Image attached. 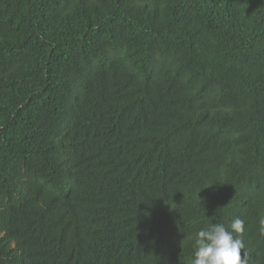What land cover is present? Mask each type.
I'll list each match as a JSON object with an SVG mask.
<instances>
[{
    "label": "trees",
    "instance_id": "1",
    "mask_svg": "<svg viewBox=\"0 0 264 264\" xmlns=\"http://www.w3.org/2000/svg\"><path fill=\"white\" fill-rule=\"evenodd\" d=\"M236 217L264 264V0H0V264H191Z\"/></svg>",
    "mask_w": 264,
    "mask_h": 264
},
{
    "label": "clouds",
    "instance_id": "2",
    "mask_svg": "<svg viewBox=\"0 0 264 264\" xmlns=\"http://www.w3.org/2000/svg\"><path fill=\"white\" fill-rule=\"evenodd\" d=\"M196 220L193 223H199ZM259 232L264 235V218L258 221ZM245 221L236 217L228 224L205 221L194 235H190L193 259L191 264H248V252L240 235ZM243 250V258H242Z\"/></svg>",
    "mask_w": 264,
    "mask_h": 264
}]
</instances>
